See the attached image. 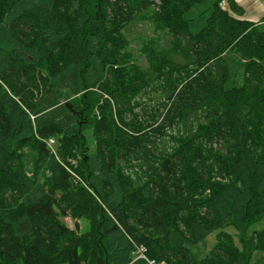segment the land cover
<instances>
[{
    "label": "trees",
    "instance_id": "obj_1",
    "mask_svg": "<svg viewBox=\"0 0 264 264\" xmlns=\"http://www.w3.org/2000/svg\"><path fill=\"white\" fill-rule=\"evenodd\" d=\"M201 1L0 0V264L262 262L264 30L215 0L191 33Z\"/></svg>",
    "mask_w": 264,
    "mask_h": 264
},
{
    "label": "rangeland",
    "instance_id": "obj_2",
    "mask_svg": "<svg viewBox=\"0 0 264 264\" xmlns=\"http://www.w3.org/2000/svg\"><path fill=\"white\" fill-rule=\"evenodd\" d=\"M215 0H203L201 2H197L191 9L186 13V17L189 19V29L191 33H197L199 32L204 25L206 24V19L208 15L210 14V6ZM221 6L225 9L231 10L230 2L229 0H220ZM241 4H244V13L246 12L250 18L252 15H258L264 16V11L261 9L259 10V6L264 7V0H239ZM243 6V5H242ZM260 7V8H261ZM236 11H232L234 13ZM262 16V17H263ZM258 17V18H259ZM262 30H264V26L260 27ZM151 34L152 31H149V29H144L143 25H138L131 34V39L133 40L134 44H132L133 47L137 48L139 47V43L141 41V38H145L146 34ZM224 57L229 65L230 70V76L225 82V87L230 88L235 85L239 84V77L242 73L243 68V60L237 55V53L234 51V49H228ZM264 63V59H263ZM63 220L67 221V223L70 225V227L75 230L77 233L84 232L89 229L90 225L89 222L78 216H63ZM78 223V226H77ZM264 226V221L258 222L250 227L249 233H252L256 229H260ZM225 231L231 233L235 239L236 242L239 241L238 237V231L233 227L229 226L224 229ZM217 242V231H214L213 233L209 234L203 241L198 243L197 245L192 246L191 252L198 258L201 259L204 256H206L210 250L213 248V246ZM264 255V251H258L255 253V259L259 258ZM137 259H140L139 261ZM136 260V262H134ZM134 263L133 264H148V262H145V259L142 257H139L137 251H135L134 255ZM260 264H264V259Z\"/></svg>",
    "mask_w": 264,
    "mask_h": 264
},
{
    "label": "built area",
    "instance_id": "obj_3",
    "mask_svg": "<svg viewBox=\"0 0 264 264\" xmlns=\"http://www.w3.org/2000/svg\"><path fill=\"white\" fill-rule=\"evenodd\" d=\"M54 143H55L54 138L49 139V141H48V145H49V146L52 147ZM146 252H147V250H146L145 247H141V248H139V250L137 251L139 257L144 258L145 261L148 262V264H168L166 261H158V260H156V259H154V258H149V257L147 256Z\"/></svg>",
    "mask_w": 264,
    "mask_h": 264
},
{
    "label": "crops",
    "instance_id": "obj_4",
    "mask_svg": "<svg viewBox=\"0 0 264 264\" xmlns=\"http://www.w3.org/2000/svg\"><path fill=\"white\" fill-rule=\"evenodd\" d=\"M237 2L242 6V7H244V5H245V3L244 4H241L240 2H239V0H237ZM213 4V3H212ZM262 6V5H261ZM261 6H259V10L261 9V11L263 10L264 11V7H261ZM264 6V5H263ZM261 7V8H260ZM248 15L249 14H247L246 12L244 13V9L243 10H241L240 11V13L238 14V16L239 17H241V18H245V19H248L249 20V17H248ZM263 16V15H262ZM262 16H258V15H252V17L250 18V20L251 21H254V22H256L258 25H259V27H261V26H264V21H262ZM259 17V18H258ZM138 261L140 260V259H137ZM134 262H136V260L134 261ZM134 262H132L131 264H133Z\"/></svg>",
    "mask_w": 264,
    "mask_h": 264
}]
</instances>
